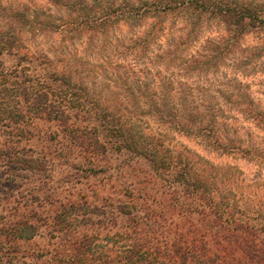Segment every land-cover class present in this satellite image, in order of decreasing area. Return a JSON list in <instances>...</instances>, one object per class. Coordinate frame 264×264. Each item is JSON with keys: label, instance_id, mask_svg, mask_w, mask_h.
Returning a JSON list of instances; mask_svg holds the SVG:
<instances>
[{"label": "trees", "instance_id": "1", "mask_svg": "<svg viewBox=\"0 0 264 264\" xmlns=\"http://www.w3.org/2000/svg\"><path fill=\"white\" fill-rule=\"evenodd\" d=\"M47 3L67 10V18H58L55 25L64 28L63 35H72L70 29L76 31L70 37L84 34L91 41L121 23L144 25L141 32L132 30L122 35V46H136L139 52H145L150 44L160 42L152 56L157 59L158 69L139 81L133 77L131 80L129 73L120 75L121 83L115 82L112 92L118 99L113 107L100 99L99 92L91 88V81L75 79L74 56H68L61 48L53 55L49 50L41 52L32 48L29 40L21 39L26 32L36 38L42 35L45 24L36 14L27 13L22 6H0V22L1 18L7 20L0 24V54L9 53L16 59L10 67L3 66L0 60V111L13 96L20 95L27 112L46 126L43 136L28 134V138L39 136V149L27 146L28 138L21 135L16 144L25 146L0 149V163L11 169L40 171L45 169L46 153H55L62 163H67L72 155L71 160L78 162L72 166L87 178L111 168L105 161L106 154L117 152L126 155L127 162L142 158L152 171L139 170L134 173L135 179L108 187L97 201L85 193L67 197L43 193V203L50 204V211L45 215L36 211L18 215L2 226L0 237L9 242L13 238L27 242L36 234V225L45 226L46 247L28 245L35 250L27 258L19 247L6 255L13 260L19 256L24 264H62L47 259L55 251L53 242L77 237L79 246L91 256L93 248L99 251L120 243L117 237H121V232L111 231L119 222L122 231L151 235L157 240L166 238L167 243L151 250L136 243L117 264H190L197 252L206 255V264H230V255L240 257L238 264H264V226L246 219L248 206L241 202L233 184L234 175H228V171L222 180L214 167L205 163L197 166L186 150L172 149L151 127L162 122L174 133L203 138L210 149L221 155L261 159L258 153L237 145L229 137V117L237 116L244 106V102H236L241 94L237 71L247 74L254 60L264 53V19L257 16L254 22L249 17L245 27L244 16L250 9L242 8L239 0ZM250 34L258 36L260 45L245 43ZM104 40L102 37L101 42ZM197 43L200 45L196 47ZM193 48L196 49L189 52ZM233 65L234 70L230 68ZM9 118H14L11 112ZM22 118L17 110L16 121ZM142 118L147 121L144 123ZM255 120L264 128V115L257 114ZM222 124L229 127L223 128ZM161 179V186L175 194L165 193L163 207L153 200L157 207L152 208L146 189ZM140 212L144 215L140 216ZM33 215H38L39 223L31 221ZM24 232L30 237H25ZM106 255L101 252L96 260L108 264ZM0 264L10 261L0 259Z\"/></svg>", "mask_w": 264, "mask_h": 264}, {"label": "rangeland", "instance_id": "2", "mask_svg": "<svg viewBox=\"0 0 264 264\" xmlns=\"http://www.w3.org/2000/svg\"><path fill=\"white\" fill-rule=\"evenodd\" d=\"M48 5L51 4L46 3L40 8L22 6L27 9V13L36 14V17L45 24V27L41 36L36 38L28 35L25 31L26 33L21 36V39L29 40L28 43L31 47L38 48L41 52H48L49 50L53 55L59 53V48H61L68 56H74L76 58L74 67L77 75L75 79L91 81V88L96 89L99 92L100 99L106 101V103L115 107L114 105L118 102L112 92L115 82L121 83V80H119L120 75L129 73L131 80L133 77L139 81L143 77H150L149 75L158 69L157 59L152 58V56L155 54L160 42L150 44L149 49L145 52H139L136 46L133 49H126V46H122L125 45V42L120 39L122 35L124 36L132 30L136 33L141 32L144 25L133 26L132 24L121 23L112 28V31L105 33L106 35H99V37H94L91 41H88L84 34L79 37H70L76 32L73 29H70L72 35H63L66 34L63 32L64 28L57 27L55 23H57L58 18H67V10L59 9L53 5L48 7ZM10 7L17 8L21 5L13 0ZM1 20V25L7 23L6 19L1 18ZM130 25H132V28ZM102 37L105 38L103 42H101ZM259 40L258 36L250 34L245 39V43L260 45ZM161 42H163V39ZM198 45L200 44L197 43L196 47ZM55 47H57L56 52ZM195 49L193 48L189 52ZM237 54L239 53L235 55ZM0 60L5 67L14 65L16 61L15 56L9 53L0 54ZM253 63V67L249 68L248 73L245 75L237 69L238 80L236 81L240 83L238 88L241 94L238 93L239 96L236 102H244V106L240 109V113H237V116L230 114L232 131L229 137L234 139L237 145L258 153L262 157L261 159L255 157L250 159L238 154L221 155L210 149L201 137L183 136L174 133L168 126L161 125L162 122H159V124L158 122L151 123L152 126L151 124L150 126L160 133L159 135L166 145L172 149L186 150L197 166L205 163L209 167H214L221 174L220 179L222 180H224L223 177L228 171V175L232 173L235 181L233 184L238 189L241 202L248 206L249 214L246 219L264 226L262 225L264 222V128L255 120L257 114L264 115V53ZM227 66H231V64ZM230 68L234 70L236 67L233 65ZM242 109H245V112ZM144 119L145 123L147 120ZM222 127L229 126L222 124ZM35 143L36 146L34 147L39 149V142ZM40 153L45 154L43 151ZM106 157L108 158L105 161L111 165V168L105 173L99 172L87 178L83 176L84 172L72 166V163H78L76 159L71 160L72 155L67 163H62L55 153H46L44 157L47 161L45 169L40 171L34 168L31 170H16L0 163V229L18 215L23 217V214H27L29 211H36L40 215L48 213L51 206L48 203H43V193L48 192L53 196L55 195V197L85 193L89 196V199L97 201L103 196L108 187L112 185L122 186L128 183L135 179L134 173L144 170L152 171V167L142 158H135L131 162H127L126 155L117 152L107 153ZM117 166L121 167L117 168ZM140 176L142 177V174ZM26 184L27 187H25ZM107 195L113 199L116 197L111 193H107ZM30 219L34 223H39L38 215H33ZM36 226L37 232L33 237L27 242H23V239L20 241L30 246L41 245L40 243H32L38 238L41 243L45 244L47 241L46 227ZM24 233L25 237H30L27 232Z\"/></svg>", "mask_w": 264, "mask_h": 264}, {"label": "clouds", "instance_id": "3", "mask_svg": "<svg viewBox=\"0 0 264 264\" xmlns=\"http://www.w3.org/2000/svg\"><path fill=\"white\" fill-rule=\"evenodd\" d=\"M12 2L13 0H0V6L8 8L12 6ZM16 3L28 8H40L47 3V0H16ZM239 3L242 8L250 9L247 15L244 16L243 25L245 27L249 24V17H252L254 22L257 16H259L260 19H264V0H239ZM48 7H51V5H48ZM29 18L31 19V17ZM41 19H43V17H41ZM17 101H19L18 104L16 103ZM17 110L23 116L19 122L15 119ZM9 112H11L14 118H9ZM45 131L46 126L37 121L30 112H27L20 95L13 96L11 100L5 104L4 111H0V149L8 150L10 148L24 147L25 144L23 143L16 144V141L20 139L21 135L26 138H28L29 133H37L39 136H43ZM39 136L28 138L26 140L27 146H36L35 142L39 139ZM163 184L164 180L161 179L159 182L149 185L148 189H146L149 196H151V199L148 200V204L152 205V208H156L157 204L163 207V202L167 199V195L175 194L170 188L166 186L162 187L161 185ZM25 187H27V184ZM165 193H167V195H165ZM153 200L157 201V204H153ZM145 210L150 211L151 209L146 208ZM139 215L143 216L144 212H140ZM111 231L121 232L122 238L117 237L120 243L116 244L115 247L108 245L99 251L93 248L92 255L88 256L85 254L83 248L79 246L77 237H73L68 241H60L58 238V241L52 244V248L55 249V251L52 253V256L47 259L52 261L59 260L62 264H100V262L96 260V257L103 252L107 254L105 259L108 261V264H117L118 261L123 259V254H126L127 249L133 247L136 243L145 245L146 250L160 248L164 243H167L166 238L157 240L153 239L151 235L144 236L142 233L133 234L127 230L122 231L119 227V222L117 228ZM166 235L167 234H165V236ZM32 243H40L41 248L46 247V244L41 243L38 238ZM0 246L3 247V251L0 252V259H7L10 261V264H24L19 256L13 260L12 257L6 255L10 249L19 247L21 255L25 258L29 257L31 251L35 250L15 238L9 242L5 241L4 237H0ZM232 251L234 253L236 252L235 249ZM228 259L230 264H238L240 257L238 255H230ZM206 261V255H204L203 252H197L191 257L190 264H206ZM29 264H31V262H29Z\"/></svg>", "mask_w": 264, "mask_h": 264}]
</instances>
